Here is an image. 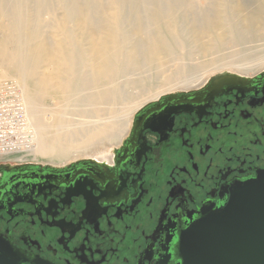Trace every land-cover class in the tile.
I'll return each instance as SVG.
<instances>
[{"label": "flooded vegetation", "instance_id": "1", "mask_svg": "<svg viewBox=\"0 0 264 264\" xmlns=\"http://www.w3.org/2000/svg\"><path fill=\"white\" fill-rule=\"evenodd\" d=\"M215 75L139 109L108 160L0 163V238L24 264H182L190 222L264 175V69Z\"/></svg>", "mask_w": 264, "mask_h": 264}, {"label": "bare ground", "instance_id": "2", "mask_svg": "<svg viewBox=\"0 0 264 264\" xmlns=\"http://www.w3.org/2000/svg\"><path fill=\"white\" fill-rule=\"evenodd\" d=\"M260 39L264 0H0V83L19 85L33 129L0 163L109 159L147 103L218 71L264 69L263 55L195 74L196 54ZM30 148L32 158L20 152Z\"/></svg>", "mask_w": 264, "mask_h": 264}, {"label": "water", "instance_id": "3", "mask_svg": "<svg viewBox=\"0 0 264 264\" xmlns=\"http://www.w3.org/2000/svg\"><path fill=\"white\" fill-rule=\"evenodd\" d=\"M238 75L223 71L215 76ZM209 210L218 209L205 208L202 216ZM186 230L179 240L182 264H264V186L255 185L244 192L228 213L212 217L191 240L185 238ZM0 243L4 245L0 253L4 264H24L20 251L1 238Z\"/></svg>", "mask_w": 264, "mask_h": 264}, {"label": "built area", "instance_id": "4", "mask_svg": "<svg viewBox=\"0 0 264 264\" xmlns=\"http://www.w3.org/2000/svg\"><path fill=\"white\" fill-rule=\"evenodd\" d=\"M33 129L20 88L12 81L0 83V155L29 145Z\"/></svg>", "mask_w": 264, "mask_h": 264}, {"label": "rangeland", "instance_id": "5", "mask_svg": "<svg viewBox=\"0 0 264 264\" xmlns=\"http://www.w3.org/2000/svg\"><path fill=\"white\" fill-rule=\"evenodd\" d=\"M250 44L254 45L255 47H253V48H248L247 47L245 49V47L247 45H244V46H239L236 49L235 48H231L230 51H227V52L223 53V55H221V56H220L219 53H216V54L215 53L214 54L211 53V55H207V56H204V57H202L200 54H196L195 57H194V60L191 63L194 64V65H197V61L200 60L199 62H201V64L198 62L199 64L197 66V69L195 67L196 71H195V69H193L195 71L194 73L195 74L197 72L199 73L200 70H203L205 68L220 67L223 63H227L229 65V64H232V63L237 64L239 62V60H242V59H244L243 61H249L250 59L256 60V59H259V58H263L262 56L264 55V39H262V40L260 39V40H258L256 42L253 41ZM210 56H212V57H210ZM210 58H213V59L210 60ZM207 61H210L211 63H206V65L203 64V62H207ZM203 71H205V70H203ZM206 72L209 73L210 70H207ZM221 72H223V71H221ZM218 73H220V71L212 73L210 78L213 75L218 74ZM249 75H252V73H250ZM153 81L155 82V80H153ZM159 82H160V80L156 79L155 83L158 84ZM146 83H145V86L147 84H149V83H147V84ZM15 84L19 87V85L17 83H15ZM146 88H147V86H146ZM148 88L153 89L152 87H148ZM134 90L135 91H139V89H136V88ZM46 116L49 117V113L48 112H47ZM34 135H35V133H34ZM31 144L32 145L36 144V142L34 141V138H33V142ZM26 148H27V146H25L23 149H26ZM31 149L32 148L28 149L29 151L28 150H24V151H20V152L23 153V152L27 151L26 153H24V156H27L28 158H32V155H31L32 150ZM104 153H106V151ZM3 156L5 157V154L0 155V157H3ZM83 159H89V158H79V159L74 160L72 162H76V161L83 160ZM9 162H11V161H9ZM27 162L36 163V162H33V161H27Z\"/></svg>", "mask_w": 264, "mask_h": 264}, {"label": "snow or ice", "instance_id": "6", "mask_svg": "<svg viewBox=\"0 0 264 264\" xmlns=\"http://www.w3.org/2000/svg\"><path fill=\"white\" fill-rule=\"evenodd\" d=\"M255 185L264 186V175H261L259 178L250 180L247 184L234 185L231 190L232 198L229 200L227 205L225 207L218 209L215 212L209 210V212L205 213L199 219L194 218L193 221L190 222L189 226L187 227V230L185 232V238L187 240H191L195 235H197L204 229V227L207 225V223L212 217H219V216H223L224 214L228 213L229 210L238 202L239 198L243 195V193ZM100 198H103V197H100ZM95 202L96 200L94 198L91 202V206H94ZM3 251H4V245L3 243H0V253H3ZM0 264H4L2 255H0Z\"/></svg>", "mask_w": 264, "mask_h": 264}]
</instances>
